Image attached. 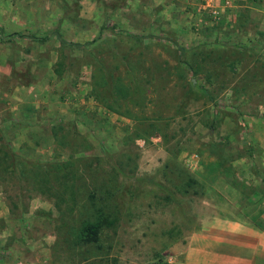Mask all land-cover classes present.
I'll return each mask as SVG.
<instances>
[{"label":"rangeland","instance_id":"374dc122","mask_svg":"<svg viewBox=\"0 0 264 264\" xmlns=\"http://www.w3.org/2000/svg\"><path fill=\"white\" fill-rule=\"evenodd\" d=\"M252 3L0 0V264H178L240 194L264 207Z\"/></svg>","mask_w":264,"mask_h":264},{"label":"crops","instance_id":"0c3cea01","mask_svg":"<svg viewBox=\"0 0 264 264\" xmlns=\"http://www.w3.org/2000/svg\"><path fill=\"white\" fill-rule=\"evenodd\" d=\"M252 2L251 10L258 11ZM240 195L245 202L236 203L234 214L201 221L178 249V264H264V207L253 209L252 198L249 203Z\"/></svg>","mask_w":264,"mask_h":264},{"label":"built area","instance_id":"2783aa9c","mask_svg":"<svg viewBox=\"0 0 264 264\" xmlns=\"http://www.w3.org/2000/svg\"><path fill=\"white\" fill-rule=\"evenodd\" d=\"M235 1L238 0H203V8L207 9L214 17L222 15H227L229 18L233 12L229 14L228 10L237 9L239 4H235Z\"/></svg>","mask_w":264,"mask_h":264},{"label":"trees","instance_id":"16d2710c","mask_svg":"<svg viewBox=\"0 0 264 264\" xmlns=\"http://www.w3.org/2000/svg\"><path fill=\"white\" fill-rule=\"evenodd\" d=\"M246 1H253V0H246ZM43 37L42 39H44ZM114 220H108L107 218L99 219V216L96 218L95 221H86L83 229H82V236L83 241L85 242H92L98 240V233L102 225L110 226Z\"/></svg>","mask_w":264,"mask_h":264}]
</instances>
